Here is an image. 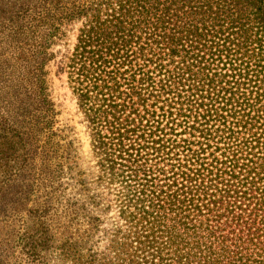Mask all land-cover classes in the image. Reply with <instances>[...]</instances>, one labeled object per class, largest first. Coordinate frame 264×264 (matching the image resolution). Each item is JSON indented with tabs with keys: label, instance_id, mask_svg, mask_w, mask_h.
Wrapping results in <instances>:
<instances>
[{
	"label": "trees",
	"instance_id": "1",
	"mask_svg": "<svg viewBox=\"0 0 264 264\" xmlns=\"http://www.w3.org/2000/svg\"><path fill=\"white\" fill-rule=\"evenodd\" d=\"M6 212L0 264H264V0H0Z\"/></svg>",
	"mask_w": 264,
	"mask_h": 264
},
{
	"label": "rangeland",
	"instance_id": "2",
	"mask_svg": "<svg viewBox=\"0 0 264 264\" xmlns=\"http://www.w3.org/2000/svg\"><path fill=\"white\" fill-rule=\"evenodd\" d=\"M55 68L50 72V92L53 100L57 105V121L59 126H70L74 129L73 137L78 142L75 143L79 155L83 158L88 156V141L84 132V127L79 123L80 116L77 113L76 104L70 90L67 87L64 75L57 76L54 73ZM19 213L8 216L6 213H0V239L6 235V231H11L13 224L19 223Z\"/></svg>",
	"mask_w": 264,
	"mask_h": 264
}]
</instances>
